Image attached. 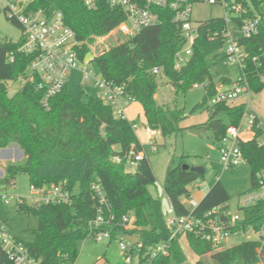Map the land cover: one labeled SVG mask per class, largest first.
Returning <instances> with one entry per match:
<instances>
[{"label":"trees","instance_id":"obj_1","mask_svg":"<svg viewBox=\"0 0 264 264\" xmlns=\"http://www.w3.org/2000/svg\"><path fill=\"white\" fill-rule=\"evenodd\" d=\"M244 1L246 5V0ZM259 1V0H254ZM44 9L47 12L60 10L66 23L75 31L81 46V59L91 56L96 72L113 82L124 85L126 91L142 104L147 125L158 129L164 136L180 130L184 118L182 109L167 110L156 99L158 79L154 67H160L161 74L169 79L182 93L189 92L194 84H204L206 96L211 97L217 84L205 62L202 46L210 35L224 25L222 18L202 21L200 36L193 45V52L181 69L175 66L177 53L186 45V38L180 28L166 20L162 25L143 28L135 36L123 42H111L107 46L92 49L98 37L109 34L122 20L118 9H111L104 0H99L96 9L89 8L82 0H32L26 12ZM244 17L252 16L248 11ZM8 19L21 30L19 22ZM24 34L19 40L6 39L0 42V150L12 144L18 145L24 153L22 162H8L5 175L0 178V194L15 186L20 174L29 176L30 184L38 188L51 185H65L72 191L70 203L52 204L40 202L28 205L24 200L17 202V209L34 214L39 225L33 230V239L25 242L32 256L41 264H70L76 261L79 243L91 236L89 221L95 217L97 197L92 184L98 179L114 211L118 216L133 210L136 216L134 232L141 238V253L150 252L158 243L170 238L166 225L167 208L162 196L155 197L148 189L155 185L157 177L149 158L139 161L135 171H128L125 159L117 162L114 156H125L133 144L142 151L134 123L115 116L113 108L103 100L83 94L73 97L68 84L51 99L49 110L41 105L44 89L41 79L35 76L27 81L14 95L8 94L7 84L24 75L33 60L32 54L19 52ZM249 53L247 75L253 91H261L264 83L257 73L263 71L253 57L264 52V19L260 33L242 40ZM15 54L14 61L9 55ZM224 79L223 82H228ZM205 101L200 105L203 106ZM226 111L230 123H238L244 105L222 104L217 112ZM227 123L217 119L215 113L198 128L211 129L219 140L225 133ZM262 131H257L256 136ZM246 160L251 165L252 187L255 174L264 166V148L256 143V137L240 143ZM184 157V156H183ZM174 161V160H173ZM167 169L163 189L176 206L178 213H186L182 202L189 196V185L204 174L184 170V160ZM79 187V192H75ZM230 201V195L222 181H217L201 199L197 212L205 211ZM241 228H253L260 232L264 227V202L242 209ZM123 230L122 227L117 228ZM191 249L200 257L210 255L216 264H259L262 248L264 258V234L259 238L244 240L233 246L214 250L211 245L194 235L188 236ZM0 245V254L3 255ZM156 264H190L180 244L179 237L171 240L169 253L155 259ZM7 264H10L9 262ZM197 264H209L199 260Z\"/></svg>","mask_w":264,"mask_h":264},{"label":"built area","instance_id":"obj_2","mask_svg":"<svg viewBox=\"0 0 264 264\" xmlns=\"http://www.w3.org/2000/svg\"><path fill=\"white\" fill-rule=\"evenodd\" d=\"M32 0H0V10L3 8L8 17L15 18L22 27L24 42L19 52L32 54L33 60L29 64L24 75L23 85L33 80L35 76L41 79L40 87L44 89L41 105L45 110L50 109L51 99L61 92L68 84L69 76L73 70H79L85 79H94L97 88V98L109 104L118 118L128 119L126 110L134 101V98L126 91L124 85L117 84L105 78L88 66L91 62L88 58L81 59L78 48L81 46L75 31L66 23L62 11L47 12L44 9L26 12V8ZM89 8L96 9L99 0H82ZM111 9H118L123 14V20L111 31L117 36L120 42L127 40L139 33L143 28L162 25L166 20L177 25L186 38L185 47L176 55L175 66L181 69L193 52V45L200 36L199 27L201 23L193 22V7L197 2L207 4H224L225 16L224 25L210 35L209 40H220L225 46V59L231 65L240 69V76L233 81L228 88H217L210 97V108L213 113L222 104L230 105L244 95H250L253 91L249 76L247 75L249 53L243 39L256 36L260 33L263 17L252 14L244 17L248 5L244 1L229 3L227 0H104ZM120 35L125 37L121 38ZM15 54L9 55L10 61H14ZM260 67H264V52L260 56L253 57ZM153 73L161 74L160 67H154ZM259 81L264 83V72H258ZM247 117V128L240 124L241 120ZM139 123H134L136 130ZM147 132L155 140L158 132L147 125ZM252 132L256 143L264 148V119L254 110L251 104H244V112L238 123L227 125L224 135L218 140V148L221 155V163L225 168L237 166L246 160L240 143L242 132ZM257 131L262 133L256 136ZM156 142V141H155ZM155 142L153 146L156 147ZM155 149V148H154ZM145 146L142 151L136 149L133 144L124 157L116 155L113 159L122 162L125 159L128 171H135L139 161L146 157ZM34 193L41 194L40 202L63 204L72 201V191L65 185L31 186ZM96 194L98 205L96 215L89 221L91 236L98 241L104 239L112 240L119 238V244L123 253L121 264H156L155 259L159 256H166L169 253L171 240L194 235L207 241L214 250L226 246L227 239L237 232H254L259 238L264 234V227L260 232L253 228L247 230L241 228L243 219L242 209L264 202V166L256 172L255 183L252 189L241 195L238 200V210L233 212L230 203L217 205L211 209L197 212L200 201L183 199L187 207L186 213H178L176 206L163 189V196L167 199L166 225L170 231V238L167 241L158 243L150 252L141 253V238L138 243L132 244L125 239L126 234H138L134 232L135 213H126L118 216L113 208L110 199L107 197L98 179L92 184ZM187 196V195H184ZM189 198L191 196L189 195ZM0 199L10 204L8 195L0 194ZM23 200H21L22 202ZM123 230L118 231L117 228ZM139 235V234H138ZM189 241V240H188ZM0 245L3 247V255L0 254V264H41L40 260L31 255L25 242L9 233L7 223L0 217ZM182 246V245H181ZM183 248V247H182ZM139 249L140 255L134 257V250ZM260 263L264 264L262 248L259 252Z\"/></svg>","mask_w":264,"mask_h":264},{"label":"rangeland","instance_id":"obj_3","mask_svg":"<svg viewBox=\"0 0 264 264\" xmlns=\"http://www.w3.org/2000/svg\"><path fill=\"white\" fill-rule=\"evenodd\" d=\"M229 3L240 0H227ZM248 10L256 16L264 18V0L254 1L246 0ZM225 16L224 4H207L197 2L193 7V22L195 24L206 21L210 18H222ZM22 36V30L12 23L3 8L0 10V42L6 39L17 41ZM121 38L123 35H120ZM112 32L105 36L98 37L94 43H89L92 49L107 46L111 42H120ZM97 46V47H96ZM205 62L210 67V74L213 81L218 84L224 79L235 81L240 76V69L236 65H231L225 59V46L220 40L212 39L202 46ZM92 56V55H91ZM89 57V60L92 57ZM88 66L95 69V64L91 61ZM28 72V70H26ZM158 89L156 93L157 101L164 105L167 110L182 109L184 118L180 122V130L171 135L164 136L157 129V136L153 140L147 132V123L144 115V109L140 102L133 101L126 110V116L130 120L139 119L136 134L143 146L145 153L150 160L154 173L157 177L155 185L148 187L149 191L155 196H162L164 206L167 208V199L163 196V186L166 178L167 169L173 161V166L178 165L181 159L184 163L191 166H203L206 168L204 176L191 185H189L190 196H183L190 206L189 199L200 201L211 187L217 182L222 181L230 195V207L233 212L238 210L239 197L252 189L251 165L245 160L237 166L225 168L221 163L218 140L213 130L208 129L206 132L195 134L191 129L195 124L205 123L213 114L210 108V97L206 96L204 84H194L192 89L187 93H182L163 74L157 76ZM23 86L22 77L11 81L7 84L8 94L14 95ZM68 92L73 97L83 94L85 100L87 96H97V88L94 85V79L87 80L79 70H73L68 80ZM251 103L254 110L264 119V88L261 91H252L250 98L248 95L240 101ZM203 106L200 104L203 102ZM236 102V101H234ZM233 102V103H234ZM217 119H222L225 123L230 124V117L226 111L215 113ZM247 117H244L240 124L247 128ZM252 132L243 130L242 138L244 140L252 139ZM156 141V142H155ZM155 142V146H153ZM16 148H8L0 152L2 156L14 160L12 162H22L24 158L23 151L17 145ZM155 148V149H154ZM11 149V150H9ZM184 156V157H183ZM2 173V171H0ZM75 192H79L76 187ZM1 194L8 195L10 204L6 205L0 199V217L5 220L9 233L23 241L29 242L33 239V230L39 225L38 218L32 213H25L17 209V202L24 200L28 205L36 206L40 203L41 194L34 193L31 188L29 176L20 174L17 177L15 186H10ZM128 213H134L128 210ZM258 237L254 232L243 233L237 232L232 234L226 241V247L233 246L244 240H252ZM181 245L190 264H197L201 259L209 264H216L209 254L200 257L191 250L189 241L183 237ZM134 257L140 255L139 249L134 250ZM123 253L119 244V238L112 240H96L89 237L79 243V253L76 261L70 264H121ZM173 264V263H171ZM262 264V263H259Z\"/></svg>","mask_w":264,"mask_h":264},{"label":"crops","instance_id":"obj_4","mask_svg":"<svg viewBox=\"0 0 264 264\" xmlns=\"http://www.w3.org/2000/svg\"><path fill=\"white\" fill-rule=\"evenodd\" d=\"M233 81L232 80H229L228 82H223V81H221L220 83H218L217 84V88H228V87H230V85H231V83H232ZM247 95H244V96H242V97H240L239 99H237L236 100V102H234V103H231L229 106H237V105H244L245 103H246V101L245 102H242V101H240V99H242L243 97H246ZM248 97L250 98V95H248ZM250 100H248L247 101V103L249 102ZM250 103V102H249ZM251 104V103H250ZM129 108V107H128ZM144 111V110H143ZM260 116V115H259ZM146 118V117H145ZM131 120V119H130ZM146 123H147V120H146ZM198 125H201V123H199V124H195L194 125V127H197ZM17 145L16 144H12V145H10V146H8L7 148H5V149H8V148H16L17 149V147H16ZM5 149H1L0 150V152H2L3 150H5ZM9 150H11V149H9ZM18 150V149H17ZM3 152H5V151H3ZM24 155V154H23ZM22 158H24V156H22ZM12 161H14V160H11L10 161V159L9 158H7V156H2L1 154H0V171H2V173H0V178L1 177H3L4 175H5V170H4V166L6 165V163H8V162H12ZM206 195V194H205ZM204 195V196H205ZM203 196V197H204ZM201 201V200H200ZM192 250V249H191ZM193 251V250H192ZM194 252V251H193ZM194 254H195V252H194ZM196 255V254H195Z\"/></svg>","mask_w":264,"mask_h":264},{"label":"water","instance_id":"obj_5","mask_svg":"<svg viewBox=\"0 0 264 264\" xmlns=\"http://www.w3.org/2000/svg\"><path fill=\"white\" fill-rule=\"evenodd\" d=\"M191 132L195 133V134H200L202 132H206V129L205 128L193 127L191 129ZM182 167H183L184 170H189L191 172L200 173V174H205L206 173V168L203 167V166H199V165L191 166L189 164L184 163L182 165ZM124 237H125V239L129 240L132 244L138 243V241L140 239V236L138 234H126Z\"/></svg>","mask_w":264,"mask_h":264}]
</instances>
